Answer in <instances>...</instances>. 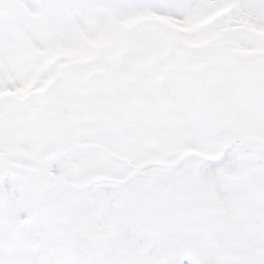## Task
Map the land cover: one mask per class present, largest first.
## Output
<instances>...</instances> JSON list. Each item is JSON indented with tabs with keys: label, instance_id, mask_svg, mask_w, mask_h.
<instances>
[{
	"label": "snow or ice",
	"instance_id": "6c2138e0",
	"mask_svg": "<svg viewBox=\"0 0 264 264\" xmlns=\"http://www.w3.org/2000/svg\"><path fill=\"white\" fill-rule=\"evenodd\" d=\"M0 264H264V0H0Z\"/></svg>",
	"mask_w": 264,
	"mask_h": 264
}]
</instances>
